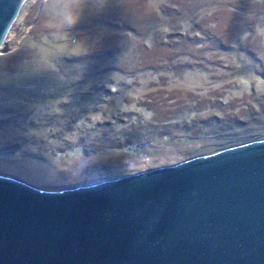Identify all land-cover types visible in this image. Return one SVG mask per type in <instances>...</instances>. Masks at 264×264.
I'll list each match as a JSON object with an SVG mask.
<instances>
[{"label": "rangeland", "instance_id": "rangeland-1", "mask_svg": "<svg viewBox=\"0 0 264 264\" xmlns=\"http://www.w3.org/2000/svg\"><path fill=\"white\" fill-rule=\"evenodd\" d=\"M79 14L58 29L32 0L0 48L1 175L62 190L264 138V0H93Z\"/></svg>", "mask_w": 264, "mask_h": 264}, {"label": "water", "instance_id": "water-1", "mask_svg": "<svg viewBox=\"0 0 264 264\" xmlns=\"http://www.w3.org/2000/svg\"><path fill=\"white\" fill-rule=\"evenodd\" d=\"M0 264H264V138L62 190L0 174Z\"/></svg>", "mask_w": 264, "mask_h": 264}, {"label": "clouds", "instance_id": "clouds-1", "mask_svg": "<svg viewBox=\"0 0 264 264\" xmlns=\"http://www.w3.org/2000/svg\"><path fill=\"white\" fill-rule=\"evenodd\" d=\"M89 2L93 0H40L41 6L50 11L56 27L62 30H70L77 24L81 5ZM105 2L106 0H99L100 6Z\"/></svg>", "mask_w": 264, "mask_h": 264}, {"label": "trees", "instance_id": "trees-1", "mask_svg": "<svg viewBox=\"0 0 264 264\" xmlns=\"http://www.w3.org/2000/svg\"><path fill=\"white\" fill-rule=\"evenodd\" d=\"M117 49V48H116ZM115 50L112 49L110 51V53L112 54H107L103 57V59L105 58H110V57H113L115 56L116 53H114ZM102 59V60H103ZM94 61H97V56L95 55H89L87 57H80L79 59L78 58H75V59H72V60H68L67 62L71 65H74V64H77V63H81V62H94ZM94 65H95V68H94ZM92 64L91 67H90V70H95L98 65L97 64ZM59 68V66H57ZM89 70V72H91ZM73 72L71 70H67L65 72V74H60V73H57V72H53V73H50V75H47V74H39L38 76V79L36 80V82L34 83V87H36L37 89L36 90H41V86H56L57 85H61L62 83H60V77H63L64 79H70V77L72 76ZM46 83V84H45ZM33 86V85H32ZM57 88V87H55ZM24 88H21V91H23ZM50 89H53V88H50ZM51 96H46L45 98H50ZM38 101V100H37Z\"/></svg>", "mask_w": 264, "mask_h": 264}, {"label": "bare ground", "instance_id": "bare-ground-1", "mask_svg": "<svg viewBox=\"0 0 264 264\" xmlns=\"http://www.w3.org/2000/svg\"><path fill=\"white\" fill-rule=\"evenodd\" d=\"M26 1H27V2H26ZM26 1H25V2H26V3H28V2H31L32 0H26ZM25 2H24V3H25ZM26 3L23 5V7H25V6H26ZM23 7H22V9H21V10H23ZM21 10H20V11H21ZM19 14H20V13H19ZM13 24H14V23H13ZM9 31H10V30H9Z\"/></svg>", "mask_w": 264, "mask_h": 264}]
</instances>
